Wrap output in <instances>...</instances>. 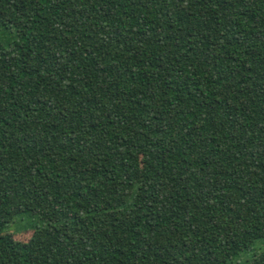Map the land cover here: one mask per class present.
I'll return each instance as SVG.
<instances>
[{"label":"trees","instance_id":"1","mask_svg":"<svg viewBox=\"0 0 264 264\" xmlns=\"http://www.w3.org/2000/svg\"><path fill=\"white\" fill-rule=\"evenodd\" d=\"M262 240L264 0H0V264H231Z\"/></svg>","mask_w":264,"mask_h":264},{"label":"rangeland","instance_id":"2","mask_svg":"<svg viewBox=\"0 0 264 264\" xmlns=\"http://www.w3.org/2000/svg\"><path fill=\"white\" fill-rule=\"evenodd\" d=\"M28 224L25 220L15 219L13 223L6 229V235L14 240L26 242L32 235V231L25 230ZM264 251V240L256 243L252 249L246 253H243L237 261H233L231 264H241L251 257L254 253Z\"/></svg>","mask_w":264,"mask_h":264}]
</instances>
